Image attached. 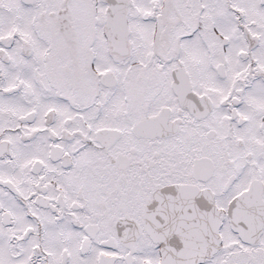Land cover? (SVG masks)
Returning <instances> with one entry per match:
<instances>
[{
  "label": "snow or ice",
  "instance_id": "snow-or-ice-1",
  "mask_svg": "<svg viewBox=\"0 0 264 264\" xmlns=\"http://www.w3.org/2000/svg\"><path fill=\"white\" fill-rule=\"evenodd\" d=\"M0 264H264V0H0Z\"/></svg>",
  "mask_w": 264,
  "mask_h": 264
}]
</instances>
